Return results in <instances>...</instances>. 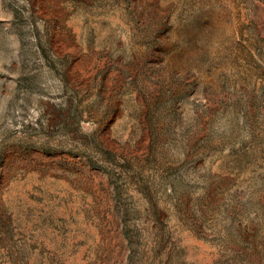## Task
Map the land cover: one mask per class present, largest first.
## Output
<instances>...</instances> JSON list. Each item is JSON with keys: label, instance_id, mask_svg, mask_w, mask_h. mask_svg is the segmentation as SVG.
I'll return each instance as SVG.
<instances>
[{"label": "rangeland", "instance_id": "1", "mask_svg": "<svg viewBox=\"0 0 264 264\" xmlns=\"http://www.w3.org/2000/svg\"><path fill=\"white\" fill-rule=\"evenodd\" d=\"M0 264H264V0H0Z\"/></svg>", "mask_w": 264, "mask_h": 264}]
</instances>
